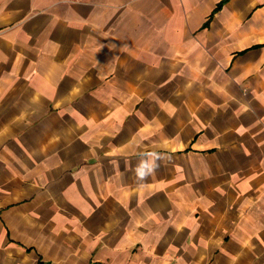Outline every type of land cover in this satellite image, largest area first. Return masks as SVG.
<instances>
[{
  "label": "crops",
  "instance_id": "obj_1",
  "mask_svg": "<svg viewBox=\"0 0 264 264\" xmlns=\"http://www.w3.org/2000/svg\"><path fill=\"white\" fill-rule=\"evenodd\" d=\"M0 264H264V0H0Z\"/></svg>",
  "mask_w": 264,
  "mask_h": 264
},
{
  "label": "clouds",
  "instance_id": "obj_2",
  "mask_svg": "<svg viewBox=\"0 0 264 264\" xmlns=\"http://www.w3.org/2000/svg\"><path fill=\"white\" fill-rule=\"evenodd\" d=\"M137 156L138 163L132 171L136 180L142 183L155 174L163 157L156 151H139Z\"/></svg>",
  "mask_w": 264,
  "mask_h": 264
}]
</instances>
